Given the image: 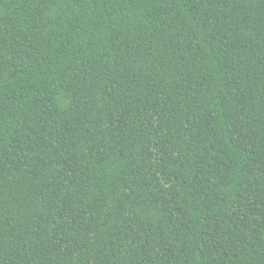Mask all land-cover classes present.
<instances>
[{"label":"trees","instance_id":"obj_1","mask_svg":"<svg viewBox=\"0 0 264 264\" xmlns=\"http://www.w3.org/2000/svg\"><path fill=\"white\" fill-rule=\"evenodd\" d=\"M0 264H264V0H0Z\"/></svg>","mask_w":264,"mask_h":264}]
</instances>
